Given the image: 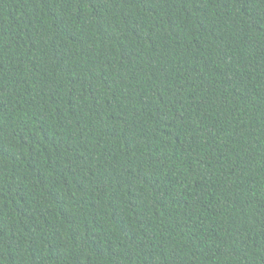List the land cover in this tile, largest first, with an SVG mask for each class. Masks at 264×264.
<instances>
[{
  "label": "trees",
  "instance_id": "1",
  "mask_svg": "<svg viewBox=\"0 0 264 264\" xmlns=\"http://www.w3.org/2000/svg\"><path fill=\"white\" fill-rule=\"evenodd\" d=\"M0 264H264V0H0Z\"/></svg>",
  "mask_w": 264,
  "mask_h": 264
}]
</instances>
